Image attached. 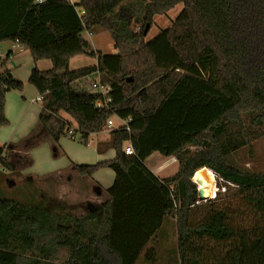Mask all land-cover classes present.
I'll list each match as a JSON object with an SVG mask.
<instances>
[{
    "label": "trees",
    "instance_id": "16d2710c",
    "mask_svg": "<svg viewBox=\"0 0 264 264\" xmlns=\"http://www.w3.org/2000/svg\"><path fill=\"white\" fill-rule=\"evenodd\" d=\"M178 4L182 11L170 27L145 42V26ZM84 32H107L117 53L95 52ZM2 42L25 47L33 61L52 65L32 70L28 83L41 97L38 126L52 143L53 157L61 153L59 138L71 129L61 112L83 143L105 130L112 115L129 119V130H110L105 146L114 150L112 160L74 167L84 177L100 168L114 173L104 191L108 200L82 216L49 206L34 193L29 202L0 198V264H136L177 215L185 235L200 169L224 187L216 199L264 189V174L234 159L243 149L252 155L253 143L264 136V0H0ZM76 56L94 58L96 65L70 70ZM95 72L100 85L110 88L108 109H96L100 97L81 86ZM21 89L2 61L0 128L7 124L5 93ZM126 142L132 155L123 151ZM153 153L173 157L177 172L155 177L144 166ZM0 169L14 172L2 147ZM6 176L0 172V185ZM237 243L231 264H264V226L238 231ZM155 254L148 249L144 259Z\"/></svg>",
    "mask_w": 264,
    "mask_h": 264
},
{
    "label": "crops",
    "instance_id": "0c3cea01",
    "mask_svg": "<svg viewBox=\"0 0 264 264\" xmlns=\"http://www.w3.org/2000/svg\"><path fill=\"white\" fill-rule=\"evenodd\" d=\"M0 59L1 62L5 61V69L9 70L11 76L22 84L21 91L12 90L4 95L3 112L7 124L0 128V147L14 167V172L10 174L1 169L0 172L7 176L0 188L6 187L8 183H17L14 190L25 185L31 186L35 190L32 192L35 199L45 197L48 204L49 201L53 202L52 206L66 205L67 208H64L67 212L69 208H77L85 213L89 207L106 202L108 197L104 191L113 184L114 173L108 168H100L91 176L84 177L78 175L74 167L91 166L114 158V150L105 146L110 140V130L89 135L86 143L82 142L78 133L62 136L57 142L61 153L53 157L52 143L38 126L41 113L39 95L28 83L31 71L50 70V61H33L29 50L14 42L0 43ZM88 59L90 57L86 56L71 58L69 69L79 70L96 65L94 58L92 64H87ZM116 121L115 128L120 126V122L117 125ZM71 128L74 130L75 124ZM126 145L124 143L123 147ZM144 166L159 179L174 175L178 169V163L173 157H163L158 153L146 158ZM42 189L47 190L45 195Z\"/></svg>",
    "mask_w": 264,
    "mask_h": 264
},
{
    "label": "rangeland",
    "instance_id": "374dc122",
    "mask_svg": "<svg viewBox=\"0 0 264 264\" xmlns=\"http://www.w3.org/2000/svg\"><path fill=\"white\" fill-rule=\"evenodd\" d=\"M182 8V4H178L165 15L153 17L151 28L144 39L145 42H149L161 31L169 28ZM84 38L88 40L90 48L95 52L103 55L117 53L113 49L112 39L107 32L96 33L90 37L84 35ZM92 60L90 58L86 63L90 65ZM89 78L96 79L97 76L91 74ZM81 86L87 90L85 83ZM60 117L71 126L74 125L65 113L61 112ZM116 124H119L118 121ZM252 151V155H249L246 149L239 151V154L234 157L235 162L251 172L264 174V136L253 143ZM194 179L199 182L198 186L210 185L208 199L214 200L197 201L193 207L188 209L185 224L187 231L183 236L180 234V226L177 223L179 215L176 220H169L168 224L165 223L164 230L145 246L136 264H231V257L236 255L238 248L237 232L264 226V189L216 199L223 195L224 187L216 186L217 179L211 171L200 169ZM14 185L16 186L17 183L2 186L0 198L29 202L34 188L25 185L14 190ZM48 205L52 206L53 202L49 201ZM64 207L67 208L66 205ZM68 212L72 216H80L84 213L83 210L77 208H69ZM197 229H201L200 233L196 231ZM191 245H194V249L190 252L188 249ZM148 249H153L156 254L153 259L146 261L144 256Z\"/></svg>",
    "mask_w": 264,
    "mask_h": 264
},
{
    "label": "built area",
    "instance_id": "2783aa9c",
    "mask_svg": "<svg viewBox=\"0 0 264 264\" xmlns=\"http://www.w3.org/2000/svg\"><path fill=\"white\" fill-rule=\"evenodd\" d=\"M44 0H35L36 3H42ZM70 4H74L75 2H77V0H67ZM84 12L82 10H78L77 11V15L81 16L83 15ZM88 37H90L89 33L84 32ZM0 63H1V59H0ZM97 78L96 79H90L89 76H86L84 78L81 79L80 83H85L86 87H87V91H89L90 93L96 94L100 97V99H98L95 102V108L96 109H108L110 103H111V97L109 95L110 93V88L108 86H101L100 85V79H99V74L97 72L94 73ZM39 100H41V97L39 96L38 98ZM117 120L120 122V126L119 127H114V121ZM128 121L129 119H120L118 117H116L115 115H112L110 118H108V120L106 121V125H105V130H112V129H124L125 131H128ZM73 134H75L73 132V129H69L66 132V135L68 136H72ZM127 145L123 147V151L126 155H132L133 154V149L131 147V144L129 142H126Z\"/></svg>",
    "mask_w": 264,
    "mask_h": 264
},
{
    "label": "water",
    "instance_id": "95a60500",
    "mask_svg": "<svg viewBox=\"0 0 264 264\" xmlns=\"http://www.w3.org/2000/svg\"><path fill=\"white\" fill-rule=\"evenodd\" d=\"M149 30V25H146L143 31V35L146 36L147 32ZM131 81V80H128ZM193 181V179H192ZM197 186V201H206L209 197L203 196V189L200 188L195 181H193Z\"/></svg>",
    "mask_w": 264,
    "mask_h": 264
},
{
    "label": "bare ground",
    "instance_id": "6f19581e",
    "mask_svg": "<svg viewBox=\"0 0 264 264\" xmlns=\"http://www.w3.org/2000/svg\"><path fill=\"white\" fill-rule=\"evenodd\" d=\"M200 188L203 189V196L204 197H208V195L210 194V185H206V186H199Z\"/></svg>",
    "mask_w": 264,
    "mask_h": 264
}]
</instances>
